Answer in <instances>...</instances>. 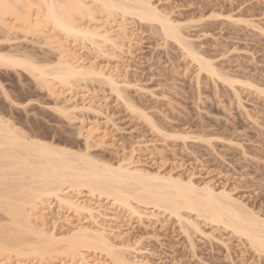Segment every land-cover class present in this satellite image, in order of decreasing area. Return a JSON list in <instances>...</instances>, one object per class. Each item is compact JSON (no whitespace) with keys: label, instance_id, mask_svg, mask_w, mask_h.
Here are the masks:
<instances>
[{"label":"rangeland","instance_id":"374dc122","mask_svg":"<svg viewBox=\"0 0 264 264\" xmlns=\"http://www.w3.org/2000/svg\"><path fill=\"white\" fill-rule=\"evenodd\" d=\"M153 1L181 25L200 55L238 82L230 86L219 79L213 81L171 40L162 41L156 27L128 19L132 41L127 52H118L116 60L93 57L85 47L77 49L99 66H117L126 80L122 87L125 99L96 81L78 83L73 90L94 99L99 114L77 113L66 121L52 109L53 99L26 73L0 69V114L27 133L78 151L85 149L79 132L94 127L97 130L89 152L96 159L115 165L132 156L145 170L191 178L198 186L209 183L216 191L224 188L264 216V95L255 89H264V0ZM30 39H23L25 44L17 39L12 44V40L4 44V50L9 44L20 45L16 50L25 48L28 54L40 56L38 59H54L53 52L37 41L30 43ZM5 90L10 99L2 93ZM129 104L138 110L133 111ZM81 198L94 207L101 205L107 215L103 216L105 223L118 226L115 233L134 246L131 254L144 264H264V255L244 237L195 215L189 219L195 220L198 228L186 224L185 229L184 221L182 227V221L151 207L140 206L145 213L140 217L113 209L111 199L86 192ZM47 203L45 219L48 227L55 224L57 235L74 224H95L86 213L77 216L70 210L60 211L53 200ZM112 214H117V221H110ZM65 217L69 218L66 222ZM87 253L91 261L102 264L99 254ZM12 259L8 264H15Z\"/></svg>","mask_w":264,"mask_h":264},{"label":"bare ground","instance_id":"6f19581e","mask_svg":"<svg viewBox=\"0 0 264 264\" xmlns=\"http://www.w3.org/2000/svg\"><path fill=\"white\" fill-rule=\"evenodd\" d=\"M128 19L136 20L137 25L156 27L161 40H171L212 80L219 79L230 86L238 82L220 73L200 55L183 34L181 25L153 0H0V69L26 73L48 93L54 102L52 109L66 121L77 113L99 114L97 102L88 94H77L73 88L81 82L86 85V81H96L117 98L125 99V77L118 73L117 66H99L95 60L82 57L77 49L85 47L93 57L116 60L118 52L123 53L132 41L126 25ZM28 38L30 43H42L49 53H54V59L40 60V56L28 54L23 46L20 51L16 50L17 45L9 44L10 49L4 50V44ZM0 87L2 91L1 82ZM255 89L264 95V89ZM2 93L8 96L6 90ZM130 106L133 111L137 109ZM96 130L90 126L79 132L85 149L78 151L54 144L34 132L27 133L0 114V264H8L12 257L15 264L22 260L27 261L25 264H56V260L58 264H99L91 261L87 252L99 254L98 262L102 264H144L131 254L134 246L115 233L118 226L105 223L103 216L107 215L101 211V205L94 207L81 198L84 192L111 199L113 209L118 207L140 217L145 214L140 206L167 212L178 222L184 221L185 229L187 225L198 228L195 220L189 219L191 214L195 215L244 237L255 251L264 255V216L233 198L224 188L216 191L209 183L198 186L191 178L183 180L170 173L145 170L135 164L132 156L124 155L115 165L96 159L89 152ZM48 200H53L60 211L88 214L94 226L78 223L57 235L55 224L48 227L45 219ZM113 214L111 222L117 219V214ZM66 217L65 222L69 219Z\"/></svg>","mask_w":264,"mask_h":264}]
</instances>
